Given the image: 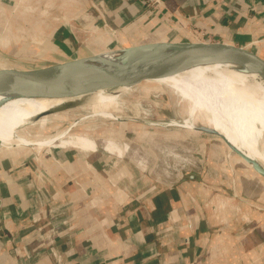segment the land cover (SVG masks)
<instances>
[{
	"label": "crops",
	"instance_id": "1",
	"mask_svg": "<svg viewBox=\"0 0 264 264\" xmlns=\"http://www.w3.org/2000/svg\"><path fill=\"white\" fill-rule=\"evenodd\" d=\"M165 41L227 43L264 58V0H0V69ZM127 137L112 140L122 153L104 149L112 138L85 149L3 147L0 264H254L256 240L243 239L232 198L208 194L196 175L147 177Z\"/></svg>",
	"mask_w": 264,
	"mask_h": 264
},
{
	"label": "rangeland",
	"instance_id": "2",
	"mask_svg": "<svg viewBox=\"0 0 264 264\" xmlns=\"http://www.w3.org/2000/svg\"><path fill=\"white\" fill-rule=\"evenodd\" d=\"M89 96L81 97L67 110L58 112L52 122L29 125L26 127L28 130L23 128L18 135L29 140L57 137L61 132H65L63 139L82 137L96 141L112 138L110 141L114 148L118 147L112 141L117 134L128 135L125 140L129 143L130 159L131 156L139 159L135 161L143 164L147 177L172 183L188 175H196L210 191L208 194L231 197V201L226 200L227 208L233 212L236 207L238 225L248 230L243 239L251 234L252 240H256L252 253L246 259L254 264H264V180L219 136L182 126L188 119L187 102L170 89L145 81L131 87L121 104L105 108L110 113L113 108H121L123 113L117 114L122 120L98 117L84 120L89 113L84 110ZM194 126H207L202 115H196ZM60 142L58 138L52 146L62 147ZM259 145L264 150V137ZM22 146L32 148L29 144ZM122 148L118 147V153L124 151Z\"/></svg>",
	"mask_w": 264,
	"mask_h": 264
},
{
	"label": "bare ground",
	"instance_id": "3",
	"mask_svg": "<svg viewBox=\"0 0 264 264\" xmlns=\"http://www.w3.org/2000/svg\"><path fill=\"white\" fill-rule=\"evenodd\" d=\"M101 58L115 62V57L108 53L101 54ZM153 82L170 89L182 101L188 103V119L182 125L184 128L194 130L196 115H202L208 127L215 129L238 152L264 168V150L259 145L264 137V83L251 74L241 73L222 63L197 65ZM130 88L121 87L116 91L99 90L91 94L84 107L89 113L81 118L122 120L117 114L123 113L120 112L121 108H113L111 113L105 111V108L121 104ZM80 99L81 97L72 99L0 97V146L5 148L13 144L49 146L59 138L61 146L93 148L94 143L91 139L82 137L63 139L65 132H61L57 137L35 140L18 135L19 131L29 125L52 122L58 113L35 120L41 114L54 111L65 104H75ZM104 149L109 153L117 152L110 140H107Z\"/></svg>",
	"mask_w": 264,
	"mask_h": 264
},
{
	"label": "water",
	"instance_id": "4",
	"mask_svg": "<svg viewBox=\"0 0 264 264\" xmlns=\"http://www.w3.org/2000/svg\"><path fill=\"white\" fill-rule=\"evenodd\" d=\"M104 53L114 56L115 62L104 60L100 53L38 69H0V97H85L99 90L112 91L121 87H134L145 81L175 75L197 65L217 63L227 64L244 74H256L264 81V58L247 48L227 43L165 41ZM71 106L72 104L62 105L54 111L41 114L35 120L67 110ZM194 130L219 136L230 150L249 164L264 180V168L238 152L215 129L195 126Z\"/></svg>",
	"mask_w": 264,
	"mask_h": 264
},
{
	"label": "built area",
	"instance_id": "5",
	"mask_svg": "<svg viewBox=\"0 0 264 264\" xmlns=\"http://www.w3.org/2000/svg\"><path fill=\"white\" fill-rule=\"evenodd\" d=\"M152 5H156L157 7L163 4V0H150ZM124 146H128L126 143L123 144Z\"/></svg>",
	"mask_w": 264,
	"mask_h": 264
}]
</instances>
